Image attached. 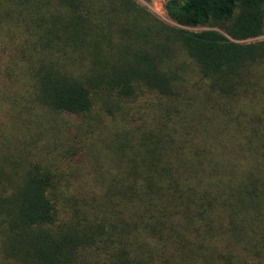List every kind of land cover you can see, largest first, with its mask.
I'll return each instance as SVG.
<instances>
[{"label": "trees", "instance_id": "obj_1", "mask_svg": "<svg viewBox=\"0 0 264 264\" xmlns=\"http://www.w3.org/2000/svg\"><path fill=\"white\" fill-rule=\"evenodd\" d=\"M163 10L0 0V264H264V0Z\"/></svg>", "mask_w": 264, "mask_h": 264}, {"label": "rangeland", "instance_id": "obj_2", "mask_svg": "<svg viewBox=\"0 0 264 264\" xmlns=\"http://www.w3.org/2000/svg\"><path fill=\"white\" fill-rule=\"evenodd\" d=\"M137 2L140 5L144 6L148 11H150L153 15L158 17L160 20L168 23L165 17V14H164V10H163L165 0H153L151 3H145L140 0H137ZM260 41H264V33L261 34V36H259L258 38L250 41V43H255V42H260Z\"/></svg>", "mask_w": 264, "mask_h": 264}]
</instances>
